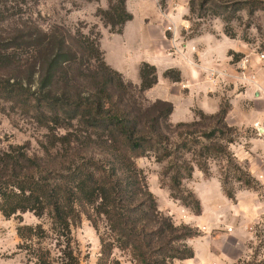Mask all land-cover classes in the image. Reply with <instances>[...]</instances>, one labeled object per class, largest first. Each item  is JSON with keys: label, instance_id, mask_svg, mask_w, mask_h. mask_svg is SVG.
I'll use <instances>...</instances> for the list:
<instances>
[{"label": "trees", "instance_id": "1", "mask_svg": "<svg viewBox=\"0 0 264 264\" xmlns=\"http://www.w3.org/2000/svg\"><path fill=\"white\" fill-rule=\"evenodd\" d=\"M17 0H11L14 3ZM0 8V27L20 13L19 6ZM26 5V0H19ZM112 33L132 20L126 0H112L108 11H98ZM12 26V27H11ZM0 28V99L49 130L52 146L44 157L26 148L0 150V213L6 218L32 213L42 225L21 226L18 249L33 264H80L72 232L83 217L99 232L98 264H113L115 249L129 252L136 264H176L193 259L189 239L200 236L189 225H176L158 208L136 159L154 156L166 163L171 198L201 216L200 201L184 194L183 182L195 168L208 176L202 159H222L235 181L254 188L255 180L234 161L229 145L235 131L227 124L228 110L214 115L196 111L190 123H170L173 105L149 104L143 93L158 83L156 68L141 65L136 88L109 66L101 49V35L60 27L44 31L32 20L13 21ZM181 80L180 72L171 76ZM64 132L63 133H61ZM222 187L236 203L234 191ZM51 233L60 248L57 261L40 243ZM35 247V248H33Z\"/></svg>", "mask_w": 264, "mask_h": 264}, {"label": "rangeland", "instance_id": "2", "mask_svg": "<svg viewBox=\"0 0 264 264\" xmlns=\"http://www.w3.org/2000/svg\"><path fill=\"white\" fill-rule=\"evenodd\" d=\"M17 1L10 0L6 5L20 8L11 25L13 21L32 20L44 31L60 27L70 33H99L106 63L136 88L141 85V65L154 66L158 83L143 97L149 104L170 102V123L193 122L196 111L214 115L221 108L228 110L227 124L235 129L230 135L235 142L229 145V152L254 178V188L236 182L238 175L227 170L226 161L202 159L208 166V176L195 168L193 177L183 182L184 194L191 192L198 199V192L205 200L206 192H213L216 182L220 192L206 202L208 212L203 214L202 209L201 216H196L181 201L171 198L169 179L163 175L166 163L148 156L136 159V165L159 210L176 225L199 231L200 236L189 240H195V247L201 251V264H264V208L244 222L230 209L237 201L231 202L222 187L226 182L225 188L235 196L251 192L264 207V0H126L132 20L120 27V34L112 33L98 17V11H108L112 0H26V5ZM0 8L4 10V0H0ZM8 24L0 28L7 30L11 26ZM171 70V76L180 72L179 82L166 77ZM52 141L48 129L0 99V150L22 147L42 158ZM222 196L228 199V207L218 203ZM37 225L49 232V221L38 220L32 213L10 219L0 213V264H33L18 249L21 240L17 229ZM103 231V223L96 231L86 217L73 229L71 247L80 264H98L99 232ZM57 243L49 233L39 246L57 261L61 248ZM112 263L136 264L129 252L118 249L113 252Z\"/></svg>", "mask_w": 264, "mask_h": 264}, {"label": "crops", "instance_id": "3", "mask_svg": "<svg viewBox=\"0 0 264 264\" xmlns=\"http://www.w3.org/2000/svg\"><path fill=\"white\" fill-rule=\"evenodd\" d=\"M259 174L260 173H257L256 176L259 177ZM213 185H214L213 192L211 190H208L206 192V194H205L207 196L206 199H205L206 201L203 199L204 197L200 196L198 194V192H197L198 199H199V201L201 202V205H202L203 214H206L208 212L207 209H205L206 202L211 197L215 198L216 195H217L216 193L219 194V192H220V187H219L218 183L216 182ZM195 192H196V190H195ZM236 201H237L236 205H233L234 208H232V206H231L230 209L231 210L234 209V211H236L240 215V217L243 219L244 222L246 220H249L251 218L256 217V215L259 214L260 210H262L264 208L263 206H261L262 203H260V201H258L255 198V195L252 194L251 192H248V191L240 192V193L238 192L236 194ZM218 203H220L222 206H225V207L229 206V201L224 196L221 197V199H220V201H218ZM209 213H211V212H209ZM218 226L221 227V225H218ZM204 239L207 240L208 238L205 237ZM246 239H245V242L244 241L241 242L243 247H246V243H247ZM194 241L195 240H193V241L189 240L188 241V244L192 247V250L194 251V254H195L194 258L190 259V260H185V261H182V262H177V264H201V261H200L201 260V258H200L201 251H198V249L195 247V245H194L195 242ZM190 242H191V244H190ZM237 242H238V240H237ZM244 255H246V252L244 253ZM241 256H243V255H241Z\"/></svg>", "mask_w": 264, "mask_h": 264}, {"label": "built area", "instance_id": "4", "mask_svg": "<svg viewBox=\"0 0 264 264\" xmlns=\"http://www.w3.org/2000/svg\"><path fill=\"white\" fill-rule=\"evenodd\" d=\"M170 30H172V28H170Z\"/></svg>", "mask_w": 264, "mask_h": 264}]
</instances>
